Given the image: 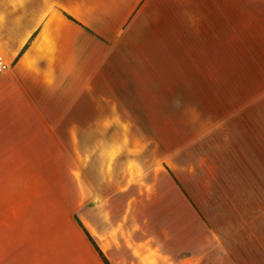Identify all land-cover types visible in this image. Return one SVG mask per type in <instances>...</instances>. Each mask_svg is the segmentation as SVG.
Masks as SVG:
<instances>
[{
  "label": "crops",
  "instance_id": "1",
  "mask_svg": "<svg viewBox=\"0 0 264 264\" xmlns=\"http://www.w3.org/2000/svg\"><path fill=\"white\" fill-rule=\"evenodd\" d=\"M0 264H264V0H0Z\"/></svg>",
  "mask_w": 264,
  "mask_h": 264
},
{
  "label": "built area",
  "instance_id": "2",
  "mask_svg": "<svg viewBox=\"0 0 264 264\" xmlns=\"http://www.w3.org/2000/svg\"><path fill=\"white\" fill-rule=\"evenodd\" d=\"M8 70L7 64L4 63L3 59L0 57V73Z\"/></svg>",
  "mask_w": 264,
  "mask_h": 264
}]
</instances>
